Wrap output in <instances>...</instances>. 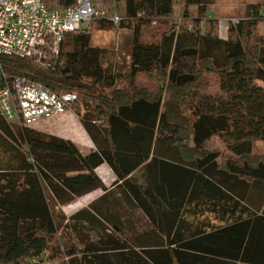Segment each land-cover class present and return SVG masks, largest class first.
Here are the masks:
<instances>
[{
  "label": "trees",
  "instance_id": "trees-1",
  "mask_svg": "<svg viewBox=\"0 0 264 264\" xmlns=\"http://www.w3.org/2000/svg\"><path fill=\"white\" fill-rule=\"evenodd\" d=\"M42 2L65 11L75 0ZM214 5L108 0L91 29L64 34L51 65L0 56V92L21 77L92 98L95 112L81 121L97 148L84 155L0 110V264H264V154L254 152L264 142V4L248 5L226 38ZM152 25L159 39L142 42ZM116 30L132 31L125 72L105 67L108 51L93 46L96 32ZM214 138L227 154L209 148ZM105 163L117 175L111 188L143 214L142 232L113 230L110 189L96 173ZM98 190L103 206L63 212Z\"/></svg>",
  "mask_w": 264,
  "mask_h": 264
},
{
  "label": "built area",
  "instance_id": "built-area-1",
  "mask_svg": "<svg viewBox=\"0 0 264 264\" xmlns=\"http://www.w3.org/2000/svg\"><path fill=\"white\" fill-rule=\"evenodd\" d=\"M104 17L105 11L97 9L93 0H75L65 11H52L42 0H0V56L34 57L44 66L51 65L59 58L65 33ZM111 20L121 21L117 15ZM1 75L7 79L0 67ZM77 100L76 94H57L41 83L16 77L0 92V110L9 122L31 127L65 115Z\"/></svg>",
  "mask_w": 264,
  "mask_h": 264
},
{
  "label": "rangeland",
  "instance_id": "rangeland-1",
  "mask_svg": "<svg viewBox=\"0 0 264 264\" xmlns=\"http://www.w3.org/2000/svg\"><path fill=\"white\" fill-rule=\"evenodd\" d=\"M262 3L264 0H215V5L212 7V16L219 22L220 36L226 38L230 34V29L233 24V20L246 16V8L250 4ZM195 13V9H192ZM183 9L181 7L176 8L175 16L178 19V23H181V15ZM83 29H91V24L84 26ZM158 25L144 26L141 32L142 42H153L159 39ZM258 35L264 41V22H261L258 26ZM132 37V31L128 30H116V31H98L93 38L94 47L105 48L108 53L103 58L105 67H113L120 62L126 65L128 60L127 49ZM126 56V57H125ZM118 71V70H117ZM120 72L122 70H119ZM140 81L147 82L145 77H140ZM214 91V88H213ZM77 95V94H76ZM78 100L72 105L71 109L62 116L55 117L50 120L42 121L31 128L36 129L38 132L47 136H57L66 140H71L75 143L78 149L83 153H87L92 146L91 140L88 138L82 127V119L91 118L94 114L95 101L88 97L78 93ZM72 116L70 120H74L72 123L68 120V117ZM211 150H217L223 154H227V150L223 141L219 138H214L209 143ZM255 154H264V142H256L254 147ZM104 181H107L108 188L110 189L113 182L109 180L108 175L101 171L100 174ZM100 195H105L103 191H97L89 194L83 198L78 199L72 204L63 207V212L68 218L77 215L79 212L92 208V206H103L100 202ZM108 195V208L109 213L117 217L119 226H116L113 230L120 234H132L142 232L144 230L143 225L146 222L143 214L140 211H132L127 208L115 189L110 190ZM63 245L62 240H59Z\"/></svg>",
  "mask_w": 264,
  "mask_h": 264
},
{
  "label": "crops",
  "instance_id": "crops-1",
  "mask_svg": "<svg viewBox=\"0 0 264 264\" xmlns=\"http://www.w3.org/2000/svg\"><path fill=\"white\" fill-rule=\"evenodd\" d=\"M93 3H94V6L97 8V9H101V10H103L104 9V7H106L107 6V4H108V0H93ZM117 14H115L114 16H116ZM113 16V17H114ZM118 16V15H117ZM130 41H131V39H130ZM102 48V47H101ZM129 48H130V42H129V47H128V49H127V54H125L126 56H128V53H129ZM125 56V57H126ZM130 56H128V60H129V62H127L126 63V65H124V63L123 62H120L119 64H117V65H115V66H113V67H111V68H113V69H117V70H122L123 69V71L125 72L126 71V67L128 66V64H130ZM109 67V66H108ZM74 118V117H72V116H69L68 117V120H70L71 118ZM74 120H70V122L72 123ZM82 127H83V129H84V131H85V133L87 134V136H88V138L91 140V142H92V146L90 147V149H88L89 151L87 152V153H85L84 155H87V154H89V153H91V152H93V151H95L97 148H96V145L94 144V142L92 141V139L90 138V136H89V134L87 133V131L85 130V128H84V126L82 125ZM101 171L102 172H104V173H106L108 176V178H109V180H111L113 183L116 181V179H117V175L115 174V172H114V170H113V168L109 165V164H107V163H105V164H103L102 166H100L97 170H96V173L100 176V174H101ZM101 177V176H100ZM102 178V180H103V177H101ZM104 181V180H103ZM104 183H105V185L107 186V188H108V183H107V181H104ZM113 185V184H112ZM112 187V186H111ZM113 188H110V190H112ZM98 191H102V190H98ZM97 192V191H96ZM103 192V191H102ZM100 196H104V195H100ZM102 197H100V198H102ZM207 218H211L212 219V216H207ZM212 221L214 222V223H216L213 219H212ZM264 245V244H263ZM256 253H257V250H256ZM257 258H260V259H262V260H264V246H263V248H262V246H260V252H259V254L257 255ZM237 264H249V263H243V262H238Z\"/></svg>",
  "mask_w": 264,
  "mask_h": 264
}]
</instances>
